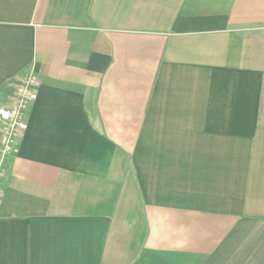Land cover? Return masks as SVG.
<instances>
[{
	"label": "crops",
	"instance_id": "1",
	"mask_svg": "<svg viewBox=\"0 0 264 264\" xmlns=\"http://www.w3.org/2000/svg\"><path fill=\"white\" fill-rule=\"evenodd\" d=\"M30 68L0 264H264V0H0Z\"/></svg>",
	"mask_w": 264,
	"mask_h": 264
},
{
	"label": "built area",
	"instance_id": "2",
	"mask_svg": "<svg viewBox=\"0 0 264 264\" xmlns=\"http://www.w3.org/2000/svg\"><path fill=\"white\" fill-rule=\"evenodd\" d=\"M41 84L36 71L28 69L18 77L10 103L0 107V202L9 159L18 152L19 140L28 129L26 111L35 100Z\"/></svg>",
	"mask_w": 264,
	"mask_h": 264
}]
</instances>
